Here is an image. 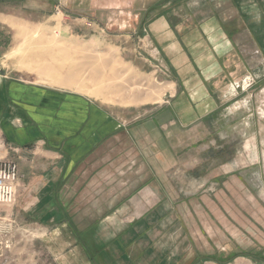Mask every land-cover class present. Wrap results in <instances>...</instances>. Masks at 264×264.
<instances>
[{
	"label": "rangeland",
	"instance_id": "rangeland-1",
	"mask_svg": "<svg viewBox=\"0 0 264 264\" xmlns=\"http://www.w3.org/2000/svg\"><path fill=\"white\" fill-rule=\"evenodd\" d=\"M5 11L11 17L0 20V82L77 96L127 131L67 176L66 161L43 156L45 150L66 156L59 148L18 145L0 125V165L15 162L21 182L32 169L29 157L60 161L52 172L62 208L67 204L61 214L76 212L80 229L100 223L99 241L154 210L149 239L130 249L137 264H264V0H30L24 9ZM162 14L182 37L200 31L183 51L197 71L201 58L207 70L221 69L211 92H226L202 126L175 133L172 141L160 129L142 137L128 130H140L165 105L166 86L175 79L148 28ZM223 41L238 46L231 64L229 54L218 53ZM250 47L259 54L246 62ZM236 62L239 80L245 66L251 73L242 87L229 77ZM22 193L20 185L14 222L0 219V264H90L85 248L58 225L59 215L41 222L21 210ZM93 206L125 211H89ZM120 253L112 249L105 264H118Z\"/></svg>",
	"mask_w": 264,
	"mask_h": 264
},
{
	"label": "crops",
	"instance_id": "crops-1",
	"mask_svg": "<svg viewBox=\"0 0 264 264\" xmlns=\"http://www.w3.org/2000/svg\"><path fill=\"white\" fill-rule=\"evenodd\" d=\"M232 1L236 2V0ZM29 2L30 0H0V20L6 21L11 17V13L9 14L5 10L11 12L18 7L24 9ZM148 28L150 36L155 39L158 47L166 55L172 76L175 75L176 77L174 76L175 79H172L170 84L166 86L165 105L163 104L156 109L155 114L151 116L152 118L147 120L140 130L137 131L133 126L128 130H131L133 137H136V134L142 137L141 134L146 136L152 134L155 129H160L165 138L172 141L175 133H186L191 127L202 126L203 121L214 115L219 109L220 101L224 97L226 98V92L220 88V96H216L211 92L210 83L213 79L221 77L222 70L217 68H214V71L207 70L206 64L208 63L205 61V67H202L201 58L199 62H195L197 68L201 70L197 71L193 63L190 62L187 52L183 51L185 47L188 48L192 45L189 43L191 37L193 39L200 36L198 29L192 30L191 33L183 37L179 33L177 35L171 28L168 16L163 14L149 23ZM221 32V35L227 38L226 31L221 30ZM228 36L232 37V34L230 33ZM196 47L199 50L200 46ZM218 48L221 49L218 52L221 53V56L222 54L223 56L229 54L230 64L236 60L233 53L235 51L236 54L238 53V46L223 41L218 45ZM245 48L246 50L249 49L247 46ZM248 52L249 56L246 55V62L248 57L253 58L255 53L259 54L258 51L254 52L251 47ZM209 62H212V58ZM262 66L264 69V64ZM247 68L245 66L247 74L242 78L240 77V80L238 79L239 75H242L237 70V62L234 68L228 71L229 77L235 79L236 85L238 83L242 87V83L249 78L251 73H248ZM154 99L157 103L160 98L158 96ZM149 100L142 102L147 103ZM190 120L193 121L190 122ZM0 123L7 137L18 145L39 142L43 146L59 148L66 156H50L53 153L46 150L43 152V156L46 159L53 158L66 161L65 164L69 171L67 176L87 161L97 149L108 143L110 139L116 138L121 130L127 131L125 124L122 126L116 124L108 114L95 106L89 107L86 101L77 96H62L16 80L0 82ZM165 127H167L166 131L163 129ZM42 157H29L27 162L32 169L28 173H22V181L18 182L17 190L20 185L24 187V193L20 195L19 200L21 210L29 214H37V220L41 222H52L59 215L57 219L59 226L67 227L78 242V235L80 234L93 249L96 248L100 251L97 255V264H105L104 259L108 257L107 255L111 256L112 249L121 250V253L118 254V264H121L122 261L125 264H137L136 258L133 259L130 255V249L138 242L149 239V234L157 223L154 210H145L147 214L133 220L129 226L112 239L99 241L98 228H100V223L91 222L80 229L76 223V212L73 218L68 213L66 218L63 217L61 213H66L64 208L67 207V204L62 203L64 205L62 208L61 196L58 192L59 178H56L52 172L57 168L55 164L60 165L61 162H45L41 159ZM39 168L43 170H39ZM13 206L14 204L11 208H0V219H3L1 223L14 222ZM89 211L103 213L118 211L121 213L125 209L122 206L120 209L103 208L99 210L94 209L93 206ZM10 225L12 226V224ZM98 244L107 245V247L101 248ZM88 259L89 263L93 264L91 258L88 257ZM112 264H116V260ZM160 264L168 263L164 261Z\"/></svg>",
	"mask_w": 264,
	"mask_h": 264
},
{
	"label": "built area",
	"instance_id": "built-area-1",
	"mask_svg": "<svg viewBox=\"0 0 264 264\" xmlns=\"http://www.w3.org/2000/svg\"><path fill=\"white\" fill-rule=\"evenodd\" d=\"M250 77L244 81L250 82ZM243 83V84H244ZM236 86H240L237 83ZM19 182V169L15 162H7L0 165V205H13L17 197Z\"/></svg>",
	"mask_w": 264,
	"mask_h": 264
},
{
	"label": "trees",
	"instance_id": "trees-1",
	"mask_svg": "<svg viewBox=\"0 0 264 264\" xmlns=\"http://www.w3.org/2000/svg\"><path fill=\"white\" fill-rule=\"evenodd\" d=\"M63 217L66 218L67 216L63 215ZM78 236H79V242L85 248V250L89 254V257L91 258V260L95 263L97 261V258H98L97 255H99L100 251H98L96 248L93 249L90 244L86 243L85 238L83 236H81L80 234Z\"/></svg>",
	"mask_w": 264,
	"mask_h": 264
}]
</instances>
